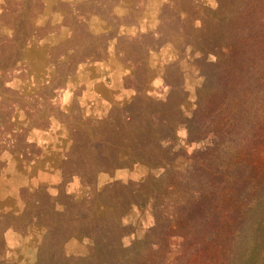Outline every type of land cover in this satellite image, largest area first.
Here are the masks:
<instances>
[{"label":"rangeland","instance_id":"rangeland-1","mask_svg":"<svg viewBox=\"0 0 264 264\" xmlns=\"http://www.w3.org/2000/svg\"><path fill=\"white\" fill-rule=\"evenodd\" d=\"M263 14L0 0V264H264Z\"/></svg>","mask_w":264,"mask_h":264},{"label":"trees","instance_id":"trees-1","mask_svg":"<svg viewBox=\"0 0 264 264\" xmlns=\"http://www.w3.org/2000/svg\"><path fill=\"white\" fill-rule=\"evenodd\" d=\"M263 16H264V14L262 15V17ZM260 71H261V69L260 68L258 69V66L255 65L253 70H251V72H250L251 77L247 83L248 84L247 87H252V90L258 91V93H262V91H264V76H262ZM237 110H238V114H237V119H235V121H240V123H241L247 117V115H245V113L248 112V109H247V107L240 106ZM134 248H135L134 246H133V248L131 246V252L132 253L134 251ZM135 257L137 260L138 254L133 256L132 259H134ZM124 264H129V262L127 261Z\"/></svg>","mask_w":264,"mask_h":264}]
</instances>
